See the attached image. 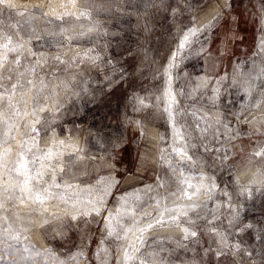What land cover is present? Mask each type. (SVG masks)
Listing matches in <instances>:
<instances>
[{
    "label": "rangeland",
    "instance_id": "obj_1",
    "mask_svg": "<svg viewBox=\"0 0 264 264\" xmlns=\"http://www.w3.org/2000/svg\"><path fill=\"white\" fill-rule=\"evenodd\" d=\"M145 2L3 0L0 5V28L14 44L23 45L19 69L15 53L0 65L5 77L14 70L5 86L16 82L15 70L24 71L25 61L36 68L35 74L20 78L24 90L17 89L11 97L26 114L15 118L14 139L0 150L10 148L5 160L11 165L26 141L24 146L33 150L30 157L47 156L42 169L40 162L30 165L46 173L40 183L48 187L55 177L60 184L50 189L56 195L44 203L9 199V193L0 189V200L5 202L0 215H7L21 236V255L15 257L20 264H113L114 257L115 264H124L123 248L129 241L139 245L138 233L122 241L109 237L106 214L113 213L111 223L119 231L144 213L155 214V202L148 196L155 197L157 191L162 205L166 196L169 207L186 203L168 195L178 186L169 165L180 159L172 148L184 146L176 135L181 130L187 144L193 145L187 148L193 160L180 164L184 176L193 185L201 183L205 191L209 181L218 185L213 199L204 193L194 197L207 200L197 211L215 220L216 230L196 220L192 212L179 221L165 216L167 223L144 233L140 259L147 258L146 264H264V156L256 155L264 147L260 87L264 77L253 80L264 66V0H207L206 6L204 0H169L175 16L167 4L159 10L161 0H147V7ZM185 4L186 10H181ZM34 6L40 10L33 11ZM216 16L219 19L213 23ZM193 17L194 27L207 25V32L190 37L178 51L183 26ZM15 25L18 32L12 30ZM33 51L40 57L39 65ZM56 56L61 61L52 59ZM108 77L114 78L110 84ZM249 81H253L252 99L242 109ZM33 97H38L36 117ZM0 110L8 113L7 104ZM201 114L217 130L216 136L211 130L202 131ZM32 126L39 129L35 136ZM4 131L0 125V134ZM214 149L230 150L228 159ZM175 175L178 178L180 172ZM108 177L118 187L109 189L114 195L103 197L106 208L99 205L97 216L91 213L89 200L101 195L98 181ZM158 181L163 188L157 189ZM146 187L153 191L146 195ZM247 189L252 190L250 196ZM123 193L128 194L126 204L120 199ZM61 194L78 200L65 202ZM125 208L135 212L124 215ZM237 209L241 220L252 225L250 230L240 232L229 224ZM118 210L122 218L116 215ZM85 212L91 213L87 219L81 216ZM74 214L80 219L71 220ZM191 220L199 225V234L185 239V227L196 230L190 227ZM0 226L7 227V222Z\"/></svg>",
    "mask_w": 264,
    "mask_h": 264
},
{
    "label": "snow or ice",
    "instance_id": "obj_2",
    "mask_svg": "<svg viewBox=\"0 0 264 264\" xmlns=\"http://www.w3.org/2000/svg\"><path fill=\"white\" fill-rule=\"evenodd\" d=\"M3 4V0H0V5ZM168 5L169 10L171 11L172 15H176V10L171 8V5L169 3V0H161V4L158 6L160 11H163L165 5ZM205 6L207 5V0H204ZM145 6L147 7V0L145 2ZM187 4H185L181 10H186ZM40 9L36 6H34L33 11H39ZM227 10V9H222ZM89 15L90 13H84L82 12L81 15ZM12 13L9 12V16H11ZM65 16L69 15V13H64ZM2 16V15H0ZM59 19V17H58ZM219 19V16H216L213 20V23L216 22V20ZM195 25V18H191L189 23L183 26L182 30V39L179 41L178 45V51L184 49L189 42L190 37H195L197 33H200L201 35L206 34L207 32V25L203 28H196ZM12 30L14 32H18L19 25L12 26ZM79 35L83 36L85 33H80ZM0 40L4 41L0 43V50H3L5 52V55L0 56V65H5L9 62V56L13 53L16 54V59L14 61L16 68L19 69L21 67L22 61H21V53L23 52V45L22 44H14L13 38L9 34H4L3 29L0 28ZM41 40V37H36V42L39 43ZM32 56L36 59L37 65L40 63V57L36 54V52H32ZM176 58V53H173L172 60L174 61ZM56 61H61L60 56H56L52 58ZM98 59V57L96 58ZM94 62V61H93ZM24 71H18L15 70L16 74V82L11 83L9 86H5L4 81L7 79L9 81L12 80V73L14 70H9V75L5 77L2 74V71H0V106L7 104L8 106V113H5L4 111L0 110V125H3L5 131L0 134V145H10L11 141L14 139V137L11 135V133L15 130L17 125L15 124V118L20 117L22 113L20 108L17 106L16 103L12 102L11 97L15 95L17 89L24 90V84L21 82V77L25 75V73L28 74H35L36 68L31 65L30 62L25 61L24 62ZM173 67L175 65L173 64ZM121 76L124 75L123 71L120 73ZM260 77H264V66L260 68V72L257 77L253 78L259 79ZM113 77L107 78V83H112ZM27 83H32L31 80H28ZM122 83V81H121ZM253 85V81L248 82V88L245 89V92L247 94L248 100L245 102L244 105H242V109H246L249 106V102L252 99V91L251 86ZM44 85H42L43 87ZM261 88H264V82L260 85ZM168 95H172V93H168ZM38 104V97H33V110L32 114L34 117H36V105ZM141 104L143 105V101H141ZM167 111V109H165ZM243 115V112L241 113ZM171 118V113H170ZM201 119L205 122V127L203 128V132H207L209 130L212 131V134L214 136L217 135V130L212 128V125L208 122V118L206 116H203L201 114ZM35 123H39V118L37 117L35 120ZM144 121H141V125L143 126ZM217 124L221 127H224L223 121L217 122ZM22 126V125H21ZM230 126V125H228ZM197 127H200L199 121H197ZM32 135L35 136L38 134L39 129L35 126H32ZM27 135V134H26ZM177 137L180 141L184 142V146H175L172 148V152H174L177 156H179V161H176L175 166L170 162L169 167L173 169L174 175H173V181L178 182L177 189L175 191H172L168 193L169 196L177 197L178 199L183 198L186 203L179 205L177 207H169L166 203L167 196L164 197L165 203L161 204V199L159 197V192L157 191V195L155 197L148 196L149 200H153L155 202L156 208H155V214L153 213H144L140 219L136 220L134 219L132 221V224L129 226H121L119 231H116L113 224L111 223L113 213L108 212L106 214L105 220H106V227L105 231L109 237H115L117 241H122L125 238H127L130 234L133 232L139 233L137 236V239L139 241V245H133L131 241L124 246L123 248V261L124 264H146L147 258L140 259V254L142 252V246L146 245V239L144 236V233L150 229H152L155 225H163L164 223H167L168 221H179L181 217H184L186 219L189 218V212H192L196 215V220H202L207 227L215 231L214 223L215 220H209L207 217H201L198 213V209H201L207 205V200L205 201H196L194 200V197L197 195L204 193L208 200L213 199L212 192L214 189H218V185L215 183L209 181V187L205 191L203 188V185L201 183H197L193 185L189 179H187L183 172L180 170V164L183 161L191 162L193 160V157L189 154L187 151L188 147H193V145H188L186 142V137L183 135L182 130L177 131L176 133ZM219 135L222 136V133ZM35 143V141H33ZM26 144V141L21 142V150L18 153L17 159L11 163V165L8 164V162L5 160V156L9 153L10 148H3L0 150V170H3L2 174H0V180H3V184H0V189H2L3 192L9 193V199H17V200H32L35 203H44L47 199L53 198L56 193L52 192L50 189L52 188H60V184L58 180L53 177V182L48 187H45L40 181L43 179V177L46 175L42 170H35L34 167H31L30 165H35L37 162L41 163V169L43 168V161L47 159V156H41L39 158L33 156H29L30 153H32L31 148H27L24 145ZM214 151H220L222 153L223 159L227 160L228 156L230 155V150H220V149H214ZM257 157L264 156V147L260 148L256 152ZM63 171V168L61 169ZM33 171H35V175H33ZM180 172V176L177 178L175 173ZM22 177V179H21ZM200 179H203V174H201ZM112 178L108 177L104 181H98V185L101 190V195L97 197L95 201L89 200V203L92 204L91 213H94L95 215L99 216L101 214V209L99 205L105 204L103 197L106 195H114V193H110L109 189L112 188L114 185L118 187V182L109 183ZM11 182V183H9ZM68 188H71L72 185H68ZM164 185L157 183V189L163 188ZM153 189L151 187L145 188V194L152 192ZM251 189L246 190L247 195H251ZM18 193V194H17ZM225 196H228V193L225 192ZM60 199L65 200L67 202L68 200H78L77 196H65L63 194L60 195ZM121 200L127 203L128 194L123 193L120 197ZM139 199V197H137ZM4 201L0 200V210L4 209ZM73 208H75V204L72 205ZM106 208V204H105ZM229 211H231V203L229 202ZM135 212L134 208H125L124 209V215H132ZM89 212L82 213L81 216H83L85 219L88 218V216L91 214ZM116 215L118 217L122 218V213L118 210ZM168 217V221L164 219V217ZM80 217L77 215H72L71 220H79ZM0 222H7V227L0 226V264H20L19 260L16 259V256L21 255L20 250V240L21 236L20 233L12 228L11 221H9L7 215H0ZM45 223H48L45 221ZM230 225H233L237 231H245L250 230L252 228L251 224H246L243 220H241L239 216V210L237 209L236 213L233 215V219L229 221ZM190 227L196 229L191 230L189 227H185L183 229L185 235V239L191 237L195 238L199 234V225L196 223L195 220L190 221ZM26 239V238H25ZM261 241L264 243V228L261 229ZM158 243V241H157ZM131 249V251H129ZM24 251H27V247L24 249ZM114 251H118L117 249H114ZM5 253L7 254V257L5 256ZM262 254H264V250H262ZM61 264H66V262L62 261ZM113 264H115V257L113 258Z\"/></svg>",
    "mask_w": 264,
    "mask_h": 264
},
{
    "label": "bare ground",
    "instance_id": "obj_3",
    "mask_svg": "<svg viewBox=\"0 0 264 264\" xmlns=\"http://www.w3.org/2000/svg\"><path fill=\"white\" fill-rule=\"evenodd\" d=\"M31 1V0H30ZM138 235H139V233H138ZM137 240V239H136Z\"/></svg>",
    "mask_w": 264,
    "mask_h": 264
}]
</instances>
